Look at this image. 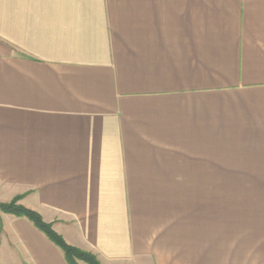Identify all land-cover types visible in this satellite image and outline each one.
Returning <instances> with one entry per match:
<instances>
[{
	"label": "crops",
	"instance_id": "1",
	"mask_svg": "<svg viewBox=\"0 0 264 264\" xmlns=\"http://www.w3.org/2000/svg\"><path fill=\"white\" fill-rule=\"evenodd\" d=\"M262 184L264 0H0V201L102 264H264ZM0 264L67 262L0 213Z\"/></svg>",
	"mask_w": 264,
	"mask_h": 264
},
{
	"label": "trees",
	"instance_id": "2",
	"mask_svg": "<svg viewBox=\"0 0 264 264\" xmlns=\"http://www.w3.org/2000/svg\"><path fill=\"white\" fill-rule=\"evenodd\" d=\"M18 201L19 197L11 199L10 202L0 201V211L29 220L46 238L61 250L67 264H78L76 260L85 262L86 264H102L94 254L67 244L57 232L52 230L50 224L43 222L42 216L37 211L25 207Z\"/></svg>",
	"mask_w": 264,
	"mask_h": 264
},
{
	"label": "rangeland",
	"instance_id": "3",
	"mask_svg": "<svg viewBox=\"0 0 264 264\" xmlns=\"http://www.w3.org/2000/svg\"><path fill=\"white\" fill-rule=\"evenodd\" d=\"M228 186H230V185H228ZM232 186H238V187L240 188V185H232ZM242 186H243V190H244V191H247V187H248L249 185H242ZM253 186H254V190H255V191L264 192V184H262V185H253ZM219 191H220V185L213 184V185H212V192H213V193H218ZM214 195H215V194H214ZM1 202H10V200H9V201H1ZM18 202H19L20 204H22L20 201H18ZM259 202H263V201L260 200ZM22 205H23V204H22ZM25 207H26V206H25ZM0 213H3V212L0 211ZM42 219H43V217H42ZM43 222L50 224L52 230H54L53 227H52V223L47 222V221H45L44 219H43ZM54 231H55V230H54ZM55 232H56V231H55ZM76 261H77L78 264H86L85 262H82V261H79V260H76Z\"/></svg>",
	"mask_w": 264,
	"mask_h": 264
}]
</instances>
